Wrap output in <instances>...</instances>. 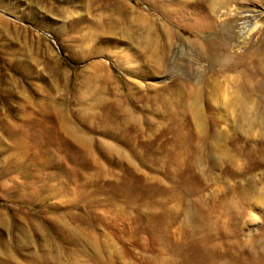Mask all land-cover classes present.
Wrapping results in <instances>:
<instances>
[{"label": "rangeland", "instance_id": "374dc122", "mask_svg": "<svg viewBox=\"0 0 264 264\" xmlns=\"http://www.w3.org/2000/svg\"><path fill=\"white\" fill-rule=\"evenodd\" d=\"M204 2L0 0V264H264V135L222 105L245 68L186 43L217 47L224 15L264 0H224L210 19ZM260 18L235 38L243 66L264 54ZM117 103L137 120L122 142L105 121ZM41 115L62 136L38 137ZM104 142L134 158L97 157Z\"/></svg>", "mask_w": 264, "mask_h": 264}, {"label": "bare ground", "instance_id": "6f19581e", "mask_svg": "<svg viewBox=\"0 0 264 264\" xmlns=\"http://www.w3.org/2000/svg\"><path fill=\"white\" fill-rule=\"evenodd\" d=\"M186 1L188 0H182V2H186ZM189 1H192L193 3V2H198L200 0H189ZM201 1H205L204 4L206 10L209 12V14L206 13L204 17L206 16L207 18L209 17L210 19L216 17V14L221 12L220 7L221 5H223L222 3L224 0H201ZM182 5L184 6V4ZM238 13H239L238 20L235 19V13L234 14L225 13L226 15L222 14L225 16L223 17V19L224 18L225 19L223 22H221V24L224 26L223 30L227 32L228 35L220 40L219 45L217 47L212 46V49H207L206 47L202 46L199 42L196 41L189 42L186 40L185 41L192 48L196 49L201 57H205L209 59V61L214 64L220 63L226 65L230 70L239 67L245 68L246 73L244 75V81L242 83V87L239 88L238 92L234 95L231 94L229 95L230 93L229 91H227L229 93L224 91L225 93L222 94L223 97L222 105H224L225 107L224 110L226 111V113L234 120L233 124L239 126L240 128H242V130L246 129L247 131L252 133H254L257 130H260L264 135V114L262 112L264 109V54L260 55V57L257 60H253L252 62H249L243 66L242 64L233 60L232 51H231L234 48L233 44L236 43L235 38L237 36H240L241 34H245V33L250 35L251 33H254L258 29H260L261 26L260 17L263 16L264 14L256 13V12L248 13L247 11H239ZM238 13L236 15H238ZM144 19L148 20L147 18ZM212 21H213L212 22V26H213L217 22L222 21V17H220L219 21L218 20L214 21V19ZM238 22L241 23L237 25ZM152 31L153 29L151 30L149 28L146 31L147 35H151ZM162 31L164 33V36L166 34V39H167L166 41H169L168 32L165 31L164 29ZM223 40H230L229 46L223 44L222 42ZM257 78L261 80L260 85L255 84L257 82L254 83V79ZM191 88L189 89L190 96L191 98L193 97L195 98L193 102V106L191 107L195 113L196 122L198 126L204 129L203 111H202L203 108L201 107L202 90L191 89ZM183 91L184 90H182V92ZM186 93L188 95L187 90L185 94ZM127 94L121 97L120 103L125 102L124 97H126ZM119 106H121L119 103H117L116 107L111 106V108L107 112V117L105 121L108 124L115 122L116 128H118L120 131L124 133V135L121 136V142H122L125 139V137L128 136L134 137V134L137 132V126L133 123H136L137 120L131 117L130 112L128 110H124L122 107L119 109ZM59 117L56 119L50 117L49 120L61 121L62 118H64V115H62L61 118ZM224 118H225L224 122L226 123L228 121V118L226 117ZM47 119H48V115H41L39 121H36L39 122L36 125V127L40 129L38 137L42 138L45 134H47L49 130L55 131L57 137L62 136L56 130L55 128L56 126H53L52 129L51 127L48 126ZM221 122L223 123V121ZM60 128L66 130V128H64L63 125H61ZM72 132H75V130L73 129ZM76 136H77V141L79 142L80 145H82L83 147L88 145L89 140L87 137L83 135L82 131H78L76 133ZM135 138H139V136ZM123 150L124 149L120 145H115L112 142H104V144L100 147L99 153L96 156L99 157L100 155L101 157L110 160L124 161V159H126L128 161H131V159L134 158V154L125 153Z\"/></svg>", "mask_w": 264, "mask_h": 264}]
</instances>
